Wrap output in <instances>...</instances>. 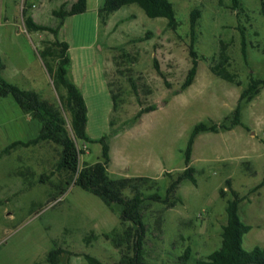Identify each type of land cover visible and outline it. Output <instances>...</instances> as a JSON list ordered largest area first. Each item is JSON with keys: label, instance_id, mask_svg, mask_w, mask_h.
Returning <instances> with one entry per match:
<instances>
[{"label": "rangeland", "instance_id": "374dc122", "mask_svg": "<svg viewBox=\"0 0 264 264\" xmlns=\"http://www.w3.org/2000/svg\"><path fill=\"white\" fill-rule=\"evenodd\" d=\"M61 1L37 0V8L29 12L37 23L59 28L55 37L24 33L25 0H0V64L10 69L30 64L22 44L8 41L17 36L31 38L39 51L54 41L67 43L68 77L86 101L87 135L92 143L74 137L71 116L63 107L66 89L55 81L56 61L47 60L52 73L40 62L29 65V76L17 80L19 87L37 91L60 109L78 150L84 152L81 167L102 161L99 141L107 137L112 156L110 177L150 178L153 183L144 187L145 193L165 196L171 182L184 172V152L194 128L202 122L223 123L237 108L251 78L264 80V0H239L240 16L232 0H169L179 22L175 32L167 19L149 18L136 4L110 15L104 24L98 9L106 0H87L86 13L68 17L60 26L52 12ZM196 10L200 13L194 41L200 60L198 73L194 84L175 96L192 66L191 15ZM148 32L153 34L150 39L135 42ZM122 49L127 55L123 56ZM155 60L166 81L157 73ZM220 64L235 83L213 74L212 67ZM130 78L140 86L139 98L131 89ZM109 81L121 93L117 113ZM7 99L13 100L0 99V118L14 116ZM140 101L144 107L156 105L158 109L136 125L126 126L140 111ZM242 114L243 125L234 130L202 133L196 139L191 165L197 186L182 183L176 194L182 202L173 208L154 204L145 213L146 264H179L188 248L192 250L189 264H196L220 249L227 201L232 199L228 189L225 199L220 197L227 180L245 197L239 217L252 230L244 237V249L264 248V188L253 192L264 180V90L244 103ZM11 137V131L0 124V264H48L47 255L56 245L107 264L119 262L126 247L117 249L104 234L123 233L128 225H120V214L83 189L68 187V175L56 170L60 147L46 143L49 145L40 148L45 144L41 143L8 152ZM61 192L64 194L52 199ZM72 264L88 263L82 258Z\"/></svg>", "mask_w": 264, "mask_h": 264}, {"label": "trees", "instance_id": "16d2710c", "mask_svg": "<svg viewBox=\"0 0 264 264\" xmlns=\"http://www.w3.org/2000/svg\"><path fill=\"white\" fill-rule=\"evenodd\" d=\"M233 1V9L240 16L242 13L239 0ZM140 6L149 18L158 19L165 18L168 20V27L171 31H177L179 22L176 18L174 5L169 0H106L105 4L99 9L98 15L101 21L105 24L110 15L116 13L124 7L130 5ZM67 4L62 5L59 9L54 10L52 15L60 20V26L68 17L82 15L87 11V0H77L76 3L67 9ZM33 9L29 0H25L23 11L25 28L29 33H51L57 36L59 28H51L41 25L29 14ZM199 11L192 12L191 15V35L192 43L190 46V55L192 58V66L188 71L187 77L181 86V89L174 93L180 95L190 88L197 77L199 68L198 54L194 49L195 27L197 19H199ZM245 28L242 31V47L244 55L246 50V35ZM153 34L148 32L145 38L135 40L141 43L150 39ZM69 46L67 43L54 41L48 47L39 51V55L44 61L49 73L53 72L52 67L48 63V58L56 61L55 81L66 89V97L63 98V107L71 116V127L74 137L77 141L84 143H92L93 141L87 135L88 125V108L86 101L80 90L69 80V67L71 64L69 58ZM123 56L127 55L122 49ZM203 60H206L205 58ZM154 67L157 73L166 81L165 75L162 73L158 61H154ZM224 67L218 65L213 66L212 72L217 77L235 83V79L231 76ZM129 83L133 93L139 98L141 89L139 84L132 78ZM109 89L111 92L114 112L117 113L120 105L121 93H116L112 82L109 81ZM167 85V82H166ZM241 86L240 83H237ZM264 90V80H250L248 87L242 92L238 106L234 112L227 117L223 123L215 122L198 124L188 141L184 152V172L171 182L167 188L166 195L163 196L159 192L146 194L144 187L153 183L150 178H123L113 179L109 175V167L112 162L111 147L108 143V138L105 137L99 141L102 145V161L94 165H80V152L77 148L75 140L71 137L67 123L63 113L54 104L42 98V96L34 90H25L21 87L9 83L0 77V99L12 97L20 109L30 118L38 121L41 125L40 134L37 139L27 143H15L6 151L10 152L18 147H32L41 143H51L61 148L60 159L57 164V172H64L68 175L67 185L75 186L84 191L98 197L108 208L120 214V225L126 227L123 233L118 230L110 234H104L105 238L111 240L115 247L119 250L126 247V252L122 253V258L115 264H146L144 259V245L146 243L147 225L145 224V213L154 205L162 204L170 207H175L177 202H182L176 196L179 187L185 181H190L194 186H197V178L195 169L192 167L193 151L196 139L202 133L218 134L222 131H232L236 127L243 125L242 111L245 102H252ZM147 93H151L150 90ZM140 111L126 123V126L136 125L144 115L154 112L158 109L156 105L144 107L140 101ZM114 126L113 122L111 123ZM54 174V173H53ZM52 174V175H53ZM47 177V179H49ZM225 188L220 190V197L225 199L228 189L232 195V199L227 201V223L222 227V243L220 249L214 251L208 257L201 258L196 261V264H264V248L256 247L251 251H247L243 247L244 237L251 232L252 226L245 224L239 217V208L241 203L245 201V197L233 189L231 180H227ZM264 188V180L254 188L253 192H257ZM130 192L131 195L126 193ZM64 192L57 193L56 197L63 195ZM59 198V197H58ZM67 253L73 256L83 257L88 264H107L100 259L86 253H72L64 250L57 245L47 255L48 264H59V258L62 254ZM192 256L191 248H188L183 256L180 257L179 264H189Z\"/></svg>", "mask_w": 264, "mask_h": 264}, {"label": "crops", "instance_id": "0c3cea01", "mask_svg": "<svg viewBox=\"0 0 264 264\" xmlns=\"http://www.w3.org/2000/svg\"><path fill=\"white\" fill-rule=\"evenodd\" d=\"M76 1L77 0H62L60 3L61 4L60 7L64 4H67V6H68L67 9H70V7L73 6L76 3ZM23 30H24V28H23ZM23 32L27 33L28 35L31 34L27 30H24ZM8 41H12L15 44L16 43L22 44L23 51L25 53L24 57H25V59L30 61V64L29 63H28V65L24 64L22 67L14 66L13 69H10L6 65L0 64V77L1 78H3L5 81H7L9 83H12V84L19 86L17 80H19L20 77L25 78L26 76H29L30 69L28 66L35 63V62H40L42 67L45 69V71H47V69L44 65V62L39 55V47H38V45H36L34 43V41L31 38H29L27 36L26 37L17 36V37H14ZM7 102L9 103V105L12 108L11 111L14 112L13 117L0 118V124L4 128H6L7 130L11 131V133H12V137H11L12 139H10L9 145L7 147L10 148V146L15 144V143L27 144V143L37 139L39 134H40V130H41L40 124L36 125L35 124L36 121L33 120L32 118H30L29 116H27L20 109V107L16 103L13 102V100L7 99ZM46 145H49V144H46V143L41 144L38 147L45 148ZM48 147L50 148V146H48ZM18 148H28V147H18ZM13 150H15V149H13ZM13 150H11L10 152H12ZM82 258L83 257L73 256V255L64 253L59 258V264H72V261L81 260ZM82 263H84V262H82Z\"/></svg>", "mask_w": 264, "mask_h": 264}, {"label": "built area", "instance_id": "2783aa9c", "mask_svg": "<svg viewBox=\"0 0 264 264\" xmlns=\"http://www.w3.org/2000/svg\"><path fill=\"white\" fill-rule=\"evenodd\" d=\"M36 1L37 0H29V2L32 4L33 9L37 8Z\"/></svg>", "mask_w": 264, "mask_h": 264}]
</instances>
